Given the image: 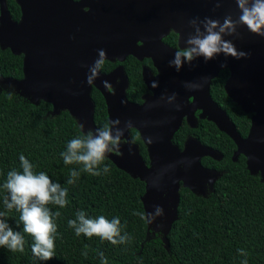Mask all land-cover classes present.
<instances>
[{
  "label": "water",
  "instance_id": "obj_1",
  "mask_svg": "<svg viewBox=\"0 0 264 264\" xmlns=\"http://www.w3.org/2000/svg\"><path fill=\"white\" fill-rule=\"evenodd\" d=\"M14 1L21 12L18 21L11 18L7 0H0V49L23 56V77L0 78V84L31 104L49 103L52 115L67 111L78 126L84 125V134L92 131L93 138L99 131L91 95L93 88L100 92L111 134H121L119 151L106 153V158L145 185L141 201L149 223L144 243L159 235L168 248L180 189L205 198L221 176L201 164L205 157L221 160L219 152L191 136L182 149L172 143L183 122L191 129L199 119L213 123L235 144L232 161L243 156L249 174L264 183V35L240 22L238 0ZM251 3L246 0L245 6ZM226 19L232 28H225L221 39L234 48L236 56L223 50L211 58L193 53L189 60L181 55L177 66L178 50L195 48L189 41L207 35L212 21L217 24L214 31L220 32ZM171 32L177 35V49L163 41ZM101 49L107 54L105 61L120 64L106 74L97 69L89 85L87 78L93 76ZM129 56L139 62L149 59L156 70L153 74L142 67L147 92L141 103L126 97L128 77L122 64ZM225 69L230 73L224 84L226 95L251 115L245 138L210 94L212 80ZM132 129L139 133L148 163L139 145L132 142Z\"/></svg>",
  "mask_w": 264,
  "mask_h": 264
},
{
  "label": "trees",
  "instance_id": "obj_2",
  "mask_svg": "<svg viewBox=\"0 0 264 264\" xmlns=\"http://www.w3.org/2000/svg\"><path fill=\"white\" fill-rule=\"evenodd\" d=\"M11 18L20 19V8L14 0H7ZM163 41L176 48L177 35L170 33ZM23 56H15L10 50L0 49V78L20 80ZM120 63L104 61L102 73H109ZM128 77L126 97L130 102L141 103L147 88L142 80V66L153 71L149 59L139 62L129 56L122 64ZM229 77L228 70H221L210 86V94L235 125L239 135L245 138L251 125V115L232 102L225 93L224 84ZM0 91V212L8 210L3 204L7 195L3 184L10 170L22 171L19 156L24 155L33 165L35 172H45L53 182L68 189V204L64 208L49 205L55 218L54 255L50 260H41L32 253L34 238L23 232L20 213L13 209L4 219L14 231L24 236L23 252H13L0 247V264H264V183L259 176H251L246 168V159L239 156L236 162L232 156L236 151L233 141L217 127L206 120H198L197 126L189 128L185 122L175 133L172 143L183 148L191 136L203 146L222 156L221 160L203 158L202 166L219 172L221 176L213 191L205 198L194 195L187 189H180L177 220L167 236L168 248L159 235L144 243L147 222L134 213H144L141 197L145 185L118 169L108 158L95 169L101 175L92 176L80 172L82 165H65L61 153L67 151V144L82 135L76 120L67 112L52 115V106L46 102L38 105L12 94ZM94 102V125L103 129L108 124L104 98L96 89L92 90ZM198 114V113H197ZM132 142L138 144L141 156L148 163V155L139 133L130 131ZM87 135V134H83ZM110 172L104 173V166ZM72 170L80 172L68 184ZM84 211L86 218L100 215L109 221L120 219V236L124 242L113 245L98 236L91 238L77 236L68 226V220L75 219L78 211ZM119 240V238H118ZM144 244L143 249L141 246ZM87 246V247H86ZM87 253L85 256L84 253ZM100 252L104 256H100Z\"/></svg>",
  "mask_w": 264,
  "mask_h": 264
},
{
  "label": "clouds",
  "instance_id": "obj_3",
  "mask_svg": "<svg viewBox=\"0 0 264 264\" xmlns=\"http://www.w3.org/2000/svg\"><path fill=\"white\" fill-rule=\"evenodd\" d=\"M238 3L242 12L239 18L240 22L246 25L251 32L264 35L261 32L264 29V0H252L250 6H245L246 0H238ZM216 26L215 21L210 22L207 35L189 41L196 46L195 48L183 49L176 53L175 63L177 66L180 64L179 57L181 55L189 60L192 59L193 53L203 55L205 58H211L214 53L222 50L233 56L237 55L233 47L222 41L220 34L225 28H232L231 20H225L220 32L214 31ZM106 57V52L102 49L99 50V58L94 62L95 67L92 69L93 76L87 78L89 85L93 83V77L97 75V69L102 68ZM103 83L105 87H110L107 81ZM152 87H155L154 83ZM8 98L12 99V94H8ZM116 122L118 123V120ZM79 127L82 130V135L72 139L67 144V151L61 153L63 161L65 165H82L80 172L99 176L101 175L100 172L95 169L104 162L106 153L119 151L121 134L118 133L113 137L110 125L105 124L103 129H98L99 135L93 138L91 130L88 131L87 135H83L84 125L80 124ZM109 145L117 147L110 148ZM19 160L22 171L10 170L3 184V188L7 192L3 204L8 211L0 212V217L8 216V213L13 209L19 212L23 232L34 238V243L31 246L33 255L41 260H50L54 255L55 234L57 232L55 218L60 217L61 213L59 211L53 212L49 205H55L59 208L66 207L68 189L62 187L58 182H53L47 173L35 172L34 165L24 155L21 154ZM103 171L107 174L110 172V168L105 165ZM80 172L72 170L67 183L74 184L73 178L79 177ZM134 215H139L141 219L146 220L143 213H134ZM146 222L149 223L147 220ZM68 226L74 229L77 236L84 234L91 238L95 235L113 245L125 240V237L120 236L119 217H115L111 221L103 215L95 219L86 218L85 212L81 210L76 213L75 219L68 220ZM24 245L25 239L21 232L14 231L4 219H0V247H6L13 252H23ZM99 254L101 257L104 256L103 252ZM84 255L86 256L87 253L85 252ZM104 264H107L106 260ZM244 264L247 262L245 261Z\"/></svg>",
  "mask_w": 264,
  "mask_h": 264
},
{
  "label": "rangeland",
  "instance_id": "obj_4",
  "mask_svg": "<svg viewBox=\"0 0 264 264\" xmlns=\"http://www.w3.org/2000/svg\"><path fill=\"white\" fill-rule=\"evenodd\" d=\"M0 91H4L6 93L9 94H15L17 96H19L20 98H22V96L20 95V93H17L15 90H13L11 87L5 85V84H0ZM24 99V98H23ZM26 100V99H25ZM88 132H86L85 134H87ZM84 134V133H83ZM209 194L208 189L206 190V195Z\"/></svg>",
  "mask_w": 264,
  "mask_h": 264
},
{
  "label": "flooded vegetation",
  "instance_id": "obj_5",
  "mask_svg": "<svg viewBox=\"0 0 264 264\" xmlns=\"http://www.w3.org/2000/svg\"><path fill=\"white\" fill-rule=\"evenodd\" d=\"M173 33V32H172ZM174 48V47H173ZM175 49H177V47L175 48ZM179 51V50H178ZM187 59V58H186ZM112 63H115V62H112ZM152 63V62H151ZM143 67V66H142ZM146 67H148V66H146ZM153 67V66H152ZM148 68H150V67H148ZM115 69V68H114ZM151 69V68H150ZM154 69V68H153ZM155 70V69H154ZM225 70H228V69H225ZM142 71V70H141ZM151 71H152V73L153 74H156V70L155 71H153L152 69H151ZM229 71V70H228ZM229 75H230V73H229ZM94 89V88H93Z\"/></svg>",
  "mask_w": 264,
  "mask_h": 264
}]
</instances>
